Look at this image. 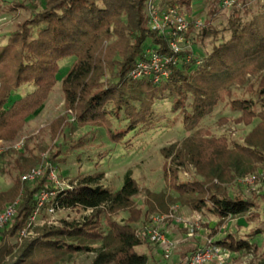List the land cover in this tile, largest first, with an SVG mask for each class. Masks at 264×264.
I'll use <instances>...</instances> for the list:
<instances>
[{
    "label": "trees",
    "instance_id": "1",
    "mask_svg": "<svg viewBox=\"0 0 264 264\" xmlns=\"http://www.w3.org/2000/svg\"><path fill=\"white\" fill-rule=\"evenodd\" d=\"M191 1L159 0L163 7L182 8ZM40 3L41 9L32 11L0 44V142L16 140L27 118L46 102L59 80L65 106L75 112L76 123L104 127L114 143H122L131 132L152 128L159 117L155 102L169 100L170 110L179 112L183 126L193 131L182 142L160 150L172 164L164 168V176L178 194L175 201L220 219L249 212L253 202L230 196L220 183L264 164V0L255 10L244 8L248 17H242L234 5L219 29L210 22L192 27L189 33L194 40L211 39V50L188 61L186 53H181V64L171 66L168 78L158 83L128 76L136 62L146 58L149 46L160 53L168 51L166 39L148 26L147 0ZM67 57H73L72 64L61 68L59 61ZM250 76L256 78L247 83ZM246 83L244 92L235 95L233 86ZM25 85L29 91L17 95ZM225 99L232 110L240 112L244 123L258 118L241 144L229 143L225 136L205 137L199 127ZM8 153H0V164L10 165L5 160ZM187 162L204 181L178 180L176 167ZM48 172L21 192L8 227L0 231V264H72L81 253L93 255L90 264H149L147 255L135 250L148 237L135 227L134 198L139 187L130 170L123 174L118 190L101 183L102 172L79 176L69 187L55 190L43 209L53 204L56 210L79 209L88 215L36 227V236L21 237L20 231L38 208L40 193L50 191ZM14 190L1 192L0 199L6 200ZM165 195L151 193L162 210L167 207ZM120 211H127L128 216L118 221L107 217ZM102 216L107 217L106 231L100 228ZM17 235L19 241L10 243ZM213 244L232 252L255 250L249 239L231 234ZM253 264H264V253Z\"/></svg>",
    "mask_w": 264,
    "mask_h": 264
},
{
    "label": "rangeland",
    "instance_id": "2",
    "mask_svg": "<svg viewBox=\"0 0 264 264\" xmlns=\"http://www.w3.org/2000/svg\"><path fill=\"white\" fill-rule=\"evenodd\" d=\"M41 0H0V44L7 41L17 26L31 15L32 11L41 9ZM222 0H192L184 7V12L194 19L202 21L203 25L211 23L216 29L226 24L233 6L221 7ZM262 0H237L236 8L241 9V16L248 17L244 8L255 10ZM23 4L24 7H18ZM182 8V7H181ZM212 13H215L214 17ZM212 48L210 38L200 41L196 39L183 53L188 57L202 58ZM198 59V58H196ZM73 57H67L59 61L61 68L72 64ZM198 61V60H197ZM181 64V56L179 63ZM255 76L247 78V83L253 82ZM247 83L243 86H233L235 95L244 92ZM29 85L21 87L17 95H24L29 91ZM32 88V86H31ZM157 111L156 122L149 130L129 133L122 143H114L110 140L106 129L96 125H81L75 121V112L65 106L64 94L60 80L50 91L46 102L26 120V123L15 141L2 143V150H9L6 161L10 165L0 164V193H4L14 187V193L8 195L6 200H1L0 212L14 201L18 202L21 192L26 186L33 185V181L48 172V190L65 189L71 185L77 177L102 172L104 174L101 183L113 190H118L122 184L123 174L130 170L135 179L139 193L134 198V208L137 214L135 227L142 231L149 216L152 213H166L170 207H176V214L181 218L180 223L166 221L161 227L162 231L170 238L178 241L174 246L171 258L164 260L163 253L157 244L147 242L137 246L138 253H144L148 257L149 264H179V261L207 241L223 239L228 234L234 238L249 239L255 250L249 252H232L221 264H253L264 253V179L256 178L252 183H240L238 178L253 174L259 175L264 169L263 165H257L250 172L235 175L227 182L220 185L232 197H244L253 202V206L246 214L237 217L220 219L208 213L191 212L186 206L175 201L178 194L172 190L164 176V168L172 165L161 154L163 147L182 142L193 131L187 130L182 123L181 114L170 110L169 100H158L154 104ZM240 112L232 110L227 104V99L218 103L213 111L206 115L199 127L205 137L225 136L229 143H243L245 135L252 130L258 122L253 118L249 124L239 120ZM115 123V122H114ZM232 145V144H229ZM54 156L51 158V155ZM33 168H40L42 174L31 182H21L20 177ZM177 178L180 182L194 180L204 181L195 166L189 162L179 165ZM55 175V181L50 179L49 173ZM216 181V180H214ZM164 192L166 209L160 206L151 193ZM5 197V194H4ZM3 200V201H2ZM48 208V206L46 207ZM44 208L40 211L31 228L32 237L36 236L35 228L44 225H58L61 219H79L89 212L79 209L47 212ZM16 210V209H15ZM128 216L127 211L110 214L107 217L120 220ZM107 217L100 218V228L107 229ZM11 219L0 226V231L8 227ZM193 225L192 229L187 225ZM26 235L25 237H28ZM20 235L11 237L10 243L19 241ZM22 237V236H21ZM92 254H76L72 264H90ZM207 264H216L209 262Z\"/></svg>",
    "mask_w": 264,
    "mask_h": 264
},
{
    "label": "built area",
    "instance_id": "3",
    "mask_svg": "<svg viewBox=\"0 0 264 264\" xmlns=\"http://www.w3.org/2000/svg\"><path fill=\"white\" fill-rule=\"evenodd\" d=\"M237 3V0H222L221 7L228 8ZM146 12L148 16V26L156 31L159 35L166 39L167 52L160 53L154 47L149 46L146 50V58L139 60L129 71L128 76L133 79L149 78L153 83H158L163 79L168 78L169 68L179 63V56L185 48H189L194 39L189 30L193 27L198 29L203 26L199 19H194L184 12V9L177 6H161L159 0H147ZM191 57L186 58L188 61ZM199 62V61H197ZM0 147V153L2 152ZM51 171L50 179L55 181V175ZM42 174L40 168H33L25 172L21 177V182H31ZM264 179V169L259 175L248 174L238 178L240 183H252L256 178ZM56 182V181H55ZM55 191H42L39 195L38 208L33 212L29 224L20 231L21 236L31 234L32 225L35 219L43 209L44 203L51 199ZM17 201L9 203L0 212V226L7 223L15 213ZM47 212L55 213L56 210L53 204L48 206ZM181 218L176 214V207H170L166 213H152L149 216V221L142 229L149 241L158 245L163 253L164 260H169L172 255L174 246L178 241L170 239L165 232L162 231V225L166 221L180 223ZM192 229L191 224L187 225ZM231 253L221 247H217L211 241H207L203 246L195 251L185 255L179 264H207L214 262L221 264L224 259Z\"/></svg>",
    "mask_w": 264,
    "mask_h": 264
},
{
    "label": "crops",
    "instance_id": "4",
    "mask_svg": "<svg viewBox=\"0 0 264 264\" xmlns=\"http://www.w3.org/2000/svg\"><path fill=\"white\" fill-rule=\"evenodd\" d=\"M189 209V208H188ZM190 210V209H189ZM191 212H194L193 210H190ZM174 223V222H173ZM176 223V222H175Z\"/></svg>",
    "mask_w": 264,
    "mask_h": 264
}]
</instances>
